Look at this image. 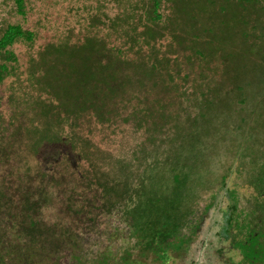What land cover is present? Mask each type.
<instances>
[{
    "label": "rangeland",
    "instance_id": "obj_1",
    "mask_svg": "<svg viewBox=\"0 0 264 264\" xmlns=\"http://www.w3.org/2000/svg\"><path fill=\"white\" fill-rule=\"evenodd\" d=\"M157 2L155 10L154 0H24L21 15L14 0H0V35L8 24L35 35L8 49L16 61L7 58L11 70L0 85V247L13 254L5 261L85 264V253L110 243L103 239L107 230L114 231L115 251L127 230L165 224L176 235L190 222L184 230L190 233L209 217L198 239L204 248L216 223L223 264H264V168L257 165L264 154V7L242 0ZM89 38L130 61L124 65L128 83L113 99L117 116L98 122L89 113L73 126L60 121L42 130V107L56 104L55 88L69 98L77 94L76 78L65 71L73 62L67 50ZM50 45L54 49L42 53ZM121 98L130 99L125 108ZM53 116L50 123L57 121ZM45 131L48 140L40 137ZM167 152L177 157L159 166L166 173L158 183L145 181L133 209L99 212L134 189L139 175L152 174L147 162ZM109 187L114 190L101 197ZM25 214L47 230L50 242L26 243L16 235V224L28 223ZM70 231L80 237L71 239ZM253 234L256 242L248 244ZM188 236L173 240L169 258L151 261L137 248L121 261L180 259Z\"/></svg>",
    "mask_w": 264,
    "mask_h": 264
},
{
    "label": "trees",
    "instance_id": "obj_2",
    "mask_svg": "<svg viewBox=\"0 0 264 264\" xmlns=\"http://www.w3.org/2000/svg\"><path fill=\"white\" fill-rule=\"evenodd\" d=\"M14 3H15L16 13L18 14L20 13L21 15H24L25 7L23 2L21 0H14ZM153 4H154L153 7L156 10L158 8L157 0H154ZM34 38L35 35L33 32L24 30L19 24H8L6 25V27L4 28V30L0 35V53L3 52V54L5 55V60H8L7 59L8 57H13L12 62H15L16 57L8 49L12 45H14L17 41H24L27 43H31L33 42ZM48 49H54V47L50 45L45 50H43L42 53L46 52V54H48L47 53ZM68 49L69 50L67 51L71 53L73 62L71 64H68L69 66L68 65L65 66L66 67L65 71L69 74L68 79L76 78L75 89H78L79 94L78 92L75 91L77 94L74 95L75 93H72V95L74 96L72 98H69L65 95V91L62 93V88L59 89V93H58V87L49 84L45 72L44 81L46 84L50 85L49 90L54 91V88L56 87L55 92H57V94L59 95L57 101L55 102L56 103L55 105L53 104L52 106L47 105L45 107H42V111H43L42 118L46 119L42 124V130L50 129L56 123L58 124L60 121H65V122L69 121V125L73 126L78 122L80 116L90 115L89 113H92L98 122L110 123L112 121V117L117 116L115 114L116 104L114 103L113 99L115 98L117 93H121V92L123 93L125 86L127 85L129 80L124 65L128 64L130 61H128L126 58H118L114 56L111 52L112 50H109V48H107L106 45H104V42L99 40H94L91 38L87 39L86 42L83 44L73 45L70 46ZM66 64L67 62L64 65ZM5 65L6 64H2V66H0V80L2 74L7 73V75H9L10 73V70H8ZM71 66H73L75 69H78V71L72 70V72H70ZM83 66L85 67L83 68ZM133 75H137V74L133 73ZM139 75L142 76V77L140 76L141 78H144V81L149 77V75L146 74L145 72L140 73ZM140 83L142 84L143 87V82L140 81ZM62 95H64V98L61 97ZM77 95L78 97L74 99V97ZM140 96L142 97V95ZM142 98L143 100H146L145 97ZM143 100L141 101V103L145 104L146 102H143ZM118 101H120V103H122L123 105L122 107L125 108V104L129 103L130 99L121 98V100ZM147 110L150 111L149 109ZM132 111L135 110L132 109ZM49 115L57 116L56 117L57 121L53 119V121L51 120L52 122L50 123L49 119L47 118ZM143 123L146 124L147 122L143 121ZM46 132L47 131L40 133V137L43 140L45 139L48 140V135ZM55 139H57V137ZM169 156L170 155L167 152V154H165L163 157L157 156L154 160L153 158L151 160L149 159L150 161L147 163L148 165L150 164L149 168L152 174H150L149 176L144 175V173L139 175L141 181L137 182L138 184L135 186L134 189L130 188L129 190L128 188V190L122 191L123 196H121V198H118V200L115 202H110L108 200L103 205L99 206L98 208L99 212L101 210H104V212L106 213L109 212V214L112 215L111 212H113L114 209L120 205H123V207L126 209H133L137 196L140 195L145 190V185H144L146 183L145 181L149 179L150 182L154 184L158 183V180L162 178V176H165L164 174L166 173L164 169H163V173L160 172L159 166L161 164L167 166L169 165L171 160L173 161L174 158L177 157L176 154H174V156L172 157ZM113 190L114 188L109 187L108 193H110ZM90 207L92 206L88 205L87 208ZM30 218L31 217H27L28 223L16 224L19 227V229L17 230L18 233H16V235L22 237L23 241H27L26 243H35L38 245L41 243L50 242L49 237L44 234L47 230L39 229L35 225L34 221L29 220ZM128 223L126 222L125 225L128 226ZM202 223L203 221L201 220L198 226L195 227L194 229L196 230L195 233L194 230L191 231L190 233L184 231L185 227L190 225V222H185L181 224L183 226V231L179 232L180 235L179 233L178 234L176 233V235L168 234L165 224L162 225L163 229L161 227L160 230L157 229L150 230L147 225H145L144 227L145 230L143 229L142 232H138V229H134L131 231L127 230L126 233L122 234L121 247L119 249L120 251L118 249L117 250L115 249V251L111 249L110 246H112V243L116 240L114 238V231L111 232L107 230L105 232L106 236L103 235V239H105L110 243L104 246L102 248V251L99 253H97V251H91L88 254L85 253L84 254V256L86 257L85 264H88L89 261L97 262L96 264H113L111 263L113 258H115L117 264H125L126 262L121 261V259L123 258L126 261L128 259L131 260L132 258L131 251L132 249H137V248H140L142 250V255L144 254L146 256V254L143 252H147L151 256V261L153 259L169 258L171 253L170 251L171 248H169L168 246L171 243H177L173 240H177V238L180 236L189 235L188 242H190L193 235H195L198 229L201 227ZM146 229L148 230L146 231ZM149 233H151V238L148 237V235H150ZM78 237H80V234H75V232L70 231L71 239L77 240ZM99 237L101 238L102 236L100 235ZM254 237H256V234L248 236L247 243L250 244L251 242H256L255 239H253ZM130 238H132L133 240L137 238L136 243L134 242L132 244L131 241L129 240ZM157 242L159 243L156 244ZM11 255L13 254L12 252H10V250H8L6 254H4L3 248L0 247V263L14 264L13 261H5L3 257V256L9 257ZM246 259L245 260L248 261V255ZM246 263L255 264L254 262L251 261Z\"/></svg>",
    "mask_w": 264,
    "mask_h": 264
},
{
    "label": "flooded vegetation",
    "instance_id": "obj_3",
    "mask_svg": "<svg viewBox=\"0 0 264 264\" xmlns=\"http://www.w3.org/2000/svg\"><path fill=\"white\" fill-rule=\"evenodd\" d=\"M21 1L23 2L24 7H25L24 0H21ZM247 2H250L251 4H254V5H260V6L264 7L263 0H261V1L260 0H242V4L247 3ZM240 33L242 34L241 30H240ZM11 63H13V62H11ZM2 64H6L5 66L7 67V69L11 70L9 65L7 64L6 60L4 63H1L0 66H2ZM7 76H8L7 73L2 74L1 80H0V85L4 82V80ZM207 105L211 106L209 103L206 104V106ZM257 111H259V109ZM259 113H258V116L261 115V112H259ZM227 114H228V112L225 113V115H227ZM220 115L222 116V114H220ZM262 156L264 157V154ZM263 157H260L257 160V161H259L257 165H259V167L261 165L264 168V161H262ZM107 193H108V188H105V189L102 188L101 197L105 198L106 195H104V194H107ZM109 195L110 194L108 193L107 196H109ZM215 205H217V204H215ZM208 218H205L203 220L201 227L198 229L197 233L195 235H193L191 241L189 242V245L186 247L185 256L180 258V259H171L169 262L164 263V264H223V256H222V254H220V252H221L220 250H222L224 248V245H223L224 243H223V241H221V239L217 235L218 231L216 230V227H217L216 223H214L213 225L208 227L209 231L206 234L208 241H206V242L203 241L206 247H207V244H210V245H208L207 248L209 249L208 252H210L212 255L215 256V258H212L213 262L211 261L212 256L209 255L208 252H205V250L207 251V248H204V246H202V242L200 243V240H198L200 238L199 234L203 233L205 230L204 223L206 220H208ZM213 250H215V251H213ZM218 251H220V252H218ZM214 259H215V262H214Z\"/></svg>",
    "mask_w": 264,
    "mask_h": 264
}]
</instances>
